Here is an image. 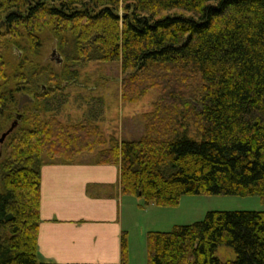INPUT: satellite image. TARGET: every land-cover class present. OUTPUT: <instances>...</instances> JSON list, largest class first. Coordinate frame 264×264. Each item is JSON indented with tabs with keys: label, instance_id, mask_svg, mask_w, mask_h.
I'll list each match as a JSON object with an SVG mask.
<instances>
[{
	"label": "trees",
	"instance_id": "16d2710c",
	"mask_svg": "<svg viewBox=\"0 0 264 264\" xmlns=\"http://www.w3.org/2000/svg\"><path fill=\"white\" fill-rule=\"evenodd\" d=\"M175 8L188 14L164 13ZM46 29L68 62L59 72L37 60ZM10 48L22 53L17 64ZM91 60L121 62L124 103L158 91L138 137L107 134L93 116L44 115L62 80ZM19 91H35L34 104L13 114ZM19 113L22 127L0 160V264H129L127 231L119 263L39 256L41 166L83 153L118 164L122 192L145 203L174 206L183 194L264 202V0H0V125ZM146 240L147 264H264V209L208 210ZM219 244L235 258L219 259Z\"/></svg>",
	"mask_w": 264,
	"mask_h": 264
},
{
	"label": "crops",
	"instance_id": "0c3cea01",
	"mask_svg": "<svg viewBox=\"0 0 264 264\" xmlns=\"http://www.w3.org/2000/svg\"><path fill=\"white\" fill-rule=\"evenodd\" d=\"M136 198L142 199L122 192L119 165L98 163L95 154L82 155L73 163H43L40 258L61 263H119L122 233L127 231L129 264H139L140 244L145 250L146 243L147 252L146 234L152 227L138 226L141 218L136 213L143 207ZM158 220L167 223L166 228L176 224L170 217Z\"/></svg>",
	"mask_w": 264,
	"mask_h": 264
},
{
	"label": "rangeland",
	"instance_id": "374dc122",
	"mask_svg": "<svg viewBox=\"0 0 264 264\" xmlns=\"http://www.w3.org/2000/svg\"><path fill=\"white\" fill-rule=\"evenodd\" d=\"M164 13L188 14L187 11L185 12L179 8L170 9L164 11ZM41 36L42 46L40 54L37 57L40 67L49 66L58 72L61 71L68 62L59 59V54H57L56 51L58 44L57 38L49 29L43 31ZM21 54V51L18 49L10 48L8 55L13 65L17 64ZM13 67H10L9 70L11 71ZM123 76L124 72L120 61H88L85 65L80 67L78 78L69 81L62 80L60 85H58L59 88L53 95L54 97L51 99V110L47 111L48 113L46 112L44 115L55 113L64 121H77L87 116H93L98 119V122L103 126L107 134H118V131H120L125 137H138L143 132L144 128L140 114L152 108V103L158 91L156 89H151L138 102L124 103L120 98V87ZM46 78V73L39 76L40 87ZM46 85L50 87L53 86L54 83L46 82ZM37 89L38 88H36V90ZM42 90H44V86L39 89V91ZM22 92L23 91L17 92V100L22 96ZM34 92H31L30 95L34 96L36 93ZM33 104L34 102L26 100L20 110H11L13 114H16L18 111L24 112L31 109ZM131 117H133L132 120H130ZM14 118L15 116L6 121L4 125H0V135L10 126ZM21 127L22 123L19 121L17 126L2 143L0 160L6 156L8 143L12 140L14 135L18 133ZM85 154L96 153H83L80 156ZM135 200H137V198ZM136 202L143 207L142 211H137L136 213L137 216L141 218L138 226L145 227L146 229L152 227L149 229L159 230H166L169 228L163 226L167 225V223L162 224L159 222L160 220L156 222V219L164 220L170 217L173 219L174 223L182 224L202 219L208 210L264 209V202L257 194H183L177 205L174 206H159L156 203V205H147L143 199H139V201L137 200ZM153 220L156 222L155 224L150 222ZM139 251V258H137L136 263L147 264L145 262L147 253L146 243L145 250L143 244H140ZM214 253L221 260L234 259L236 255L233 247L226 244H219Z\"/></svg>",
	"mask_w": 264,
	"mask_h": 264
},
{
	"label": "water",
	"instance_id": "95a60500",
	"mask_svg": "<svg viewBox=\"0 0 264 264\" xmlns=\"http://www.w3.org/2000/svg\"><path fill=\"white\" fill-rule=\"evenodd\" d=\"M59 59H61V57L59 56ZM26 100H33V97L27 93L22 94V96L20 97V107L23 105V103ZM21 117V113H19L17 115V119L13 120L10 124V126L4 130L1 135H0V154H1V145L4 142V140L6 139V137L10 134V132L17 126L18 124V119Z\"/></svg>",
	"mask_w": 264,
	"mask_h": 264
}]
</instances>
